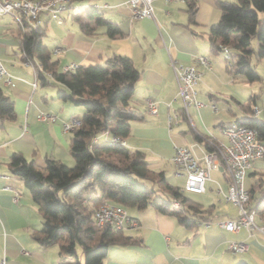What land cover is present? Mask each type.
<instances>
[{
	"label": "crops",
	"instance_id": "0c3cea01",
	"mask_svg": "<svg viewBox=\"0 0 264 264\" xmlns=\"http://www.w3.org/2000/svg\"><path fill=\"white\" fill-rule=\"evenodd\" d=\"M195 1V22L190 21L186 0H153L154 16L139 19L131 16L127 0H77L75 2L85 9L81 13L78 10L65 13L62 23L47 13L41 15L45 29L43 44L59 61L60 69L72 63L102 64L114 53L133 60L140 76L135 82L131 106L143 117L132 121L131 132L125 137L126 146L143 151L150 166L153 164L158 171L166 172L162 166L166 162L173 164L176 145L200 141L195 137L196 133L202 140L212 136L227 142L222 128L238 118L256 116L264 121L260 117L264 105L263 108L258 105L256 92L245 101L236 94L226 96L223 92V86H229L235 80L248 81L243 76L233 77L224 53L211 49L208 28L221 17L218 0ZM93 5H98L96 8L101 11L103 19L118 24L120 35L110 36L104 25H99L90 34L81 29L77 17L93 26L96 24L95 18L88 16ZM28 28L23 29L9 14H0V58L13 82L10 85L0 80V88L13 99L16 112L14 119L0 120V264H59V245L42 246L32 237L35 230L42 228L43 219L24 180L12 174L9 161L14 152H20L42 167L48 157L73 165L75 160L70 151L73 129L66 131L64 124L73 117L82 119L85 110L60 96L61 91H70L66 84H43L34 63L27 62L22 38L30 32ZM46 38L52 40L45 42ZM254 45L258 46V42L254 41ZM55 48L60 50L55 52ZM199 55L209 58L211 68L197 61ZM173 61L183 65L195 64L202 71L196 86L197 96L204 99L198 91V86L203 84L210 101L202 100L206 105L200 108L189 107L193 124L186 112L183 114ZM251 62L261 77L257 81L264 80V57L254 55ZM50 80L53 81V77ZM252 97L254 102L251 103ZM149 99L158 107L156 114L148 112ZM218 99L236 102L240 112L229 108L232 118L224 120L222 117L213 122L218 112ZM210 102L216 104L217 109L208 105ZM247 103H251L253 112L245 109ZM255 105L260 107L257 114L253 109ZM41 111H48L56 117L41 120L38 118ZM173 114L178 116V121L170 127L168 117ZM111 138L112 133L106 131L98 135V142H111ZM171 177H181L175 175V166ZM167 178L180 188L184 183V179L173 183ZM229 182L228 173L221 169L220 186L208 181L203 193H188L195 200L209 201L208 205L202 202L205 207L212 206L208 221L199 220L192 226L178 222L171 214L160 212L151 205L144 209L126 208L139 222L137 227L125 229L134 242L111 246L104 264H238L242 261L264 264V233H251L246 227L229 231L218 224L220 220L238 215V207L224 197ZM245 186L252 192V205L261 204L256 222L264 226V158L247 171ZM209 189L216 193L207 194ZM232 241L245 242L248 248L243 252L232 251L228 247Z\"/></svg>",
	"mask_w": 264,
	"mask_h": 264
},
{
	"label": "trees",
	"instance_id": "16d2710c",
	"mask_svg": "<svg viewBox=\"0 0 264 264\" xmlns=\"http://www.w3.org/2000/svg\"><path fill=\"white\" fill-rule=\"evenodd\" d=\"M186 2L190 21L195 22L196 1ZM218 6L221 17L208 28L211 49L222 53L224 47L229 49L232 63H227V67L233 77L243 76L248 82L259 80L261 77L251 60L254 55L264 57V15H261L264 14V0H218ZM88 16L95 18L94 26L77 17L85 33H94L99 25H104L110 36L121 34L118 24L103 19L96 7L91 6ZM27 27L30 32L23 35L22 49L26 60L34 63L41 82L66 84L70 91H61L60 96L85 110L81 125L73 129L70 142L74 165L48 157L42 167L20 152L10 157L12 174L24 180L43 219L42 228L32 233L33 239L42 246L58 244L59 264H104L111 246L127 245L134 240L125 229L96 223L94 213L103 200L125 208L144 209L151 205L186 226L199 220L208 221L212 206L205 207L169 182L164 171L150 166L143 151L113 142H96L90 147L92 138L106 131L127 137L132 121L143 117L131 106L135 82L140 76L133 60L114 53L102 64L78 65L64 71L43 44L44 27ZM49 72L53 81L47 75ZM251 103H247L245 109L253 112ZM15 117L13 99L0 88V120ZM236 122L255 128L257 137L264 140L261 118L243 117ZM195 137L202 140L197 133ZM141 179L152 185L148 186ZM249 193V205L257 213L261 204L252 205L253 195Z\"/></svg>",
	"mask_w": 264,
	"mask_h": 264
},
{
	"label": "built area",
	"instance_id": "2783aa9c",
	"mask_svg": "<svg viewBox=\"0 0 264 264\" xmlns=\"http://www.w3.org/2000/svg\"><path fill=\"white\" fill-rule=\"evenodd\" d=\"M171 1V0H165ZM131 8V16L134 19L142 17H153V0H127ZM97 7L98 5H93ZM81 7L74 0H0V14L11 15L24 29L27 26L37 28L42 25L43 13H47L58 23L64 21L65 13H75ZM60 48H55L58 52ZM225 59L232 63L231 55L227 47L223 48ZM199 63L211 68V61L204 55L197 57ZM29 62V61H27ZM76 63L65 65L64 71L74 69ZM173 67L178 83V93L182 99L183 108L189 121L193 124L189 115L191 105L200 108L206 103L197 96L196 86L199 83L202 71L195 64H177L173 61ZM48 76L53 77L49 72ZM0 80L6 84L13 85L11 74L9 73L3 60L0 58ZM36 85V82H34ZM217 109L216 104H212ZM147 109L151 114H156L158 107L155 101L147 100ZM254 113H259L260 107L254 106ZM55 115L48 111H41L38 118L41 120H54ZM177 115H169V126L177 124ZM82 119L73 117L65 122L64 129L72 130L81 125ZM228 141L216 140L212 136L204 137L202 141H193L189 144L176 145L172 162L175 166V175L181 176L184 183L181 190L191 194H201L206 189V182L212 181L220 186V174L226 171L230 177L228 190L224 197L232 201L238 207L236 218L218 221V224L226 230L238 231L242 227L264 233V226L256 222V210L249 205L250 193L245 186L247 171L254 167L255 163L264 158V141L257 137V130L249 125L232 122L222 128ZM98 142V135H95L90 142ZM111 142L127 145L124 137L112 135ZM221 191V187L218 189ZM178 205V202H175ZM94 219L98 225L109 224L116 229H126L137 227L139 222L131 216L127 209L119 204L103 200L95 210ZM229 249L235 252H243L248 247L245 242L232 241L228 245ZM23 251H26L23 249Z\"/></svg>",
	"mask_w": 264,
	"mask_h": 264
},
{
	"label": "rangeland",
	"instance_id": "374dc122",
	"mask_svg": "<svg viewBox=\"0 0 264 264\" xmlns=\"http://www.w3.org/2000/svg\"><path fill=\"white\" fill-rule=\"evenodd\" d=\"M83 9H85V6L79 8L78 9V12L79 13L83 12ZM261 15H264V14L262 13ZM51 40H52L51 38H49V39L46 38L45 42L51 41ZM232 83L234 85L231 84L229 86H223V89L222 90H223L224 93H226V96L229 93L236 94L241 101H245L249 97V95H251L253 92H256L258 94L257 95V103H258V105L261 108H263V105H264V80L250 83V82H246V81H242V80L238 79V80H235V82H232ZM198 91H199V94L200 95H203V98L207 102L210 101L209 100V96H208V94L206 92L207 89L205 88V86H203V84L200 85V86H198ZM204 99H202V100H204ZM229 101L230 102H226L223 99L216 100V104L218 106V112H217L216 116L214 117V119L216 121H213V122H215V123L218 122L220 120V118H222V117L224 118V120H227V118H232V116L228 112L229 108H232V110H235L237 112H240V108H239L238 104L236 102L230 100V99H229ZM210 104H212V103L211 102L208 103V105H210ZM210 110H211V108H210ZM211 111L213 112V110H211ZM214 113H216V111H214ZM260 117H263V119H264V112H262L260 114ZM70 166H72V165H70ZM151 166L153 167V169L155 168L154 170L158 169L153 164ZM162 166L165 167V169H166V172L165 173H167L166 175L169 178H171V181L173 183H176L177 180H183L182 177H180V178L179 177L178 178L171 177V173H172V171L174 169V165L173 164L166 162L165 164H162ZM158 170H156V171H158ZM141 180L143 182H145L148 186L151 185V182L150 181L145 180V179H141ZM209 193L215 194L216 192L214 190L212 191V190L209 189L208 192H207V194H209ZM196 196H198V195H196ZM200 202H203L205 205L210 204L209 201H207V200L203 201V199L200 200ZM128 209L130 210L131 208L128 207Z\"/></svg>",
	"mask_w": 264,
	"mask_h": 264
},
{
	"label": "water",
	"instance_id": "95a60500",
	"mask_svg": "<svg viewBox=\"0 0 264 264\" xmlns=\"http://www.w3.org/2000/svg\"><path fill=\"white\" fill-rule=\"evenodd\" d=\"M223 167H221L220 169H222Z\"/></svg>",
	"mask_w": 264,
	"mask_h": 264
}]
</instances>
